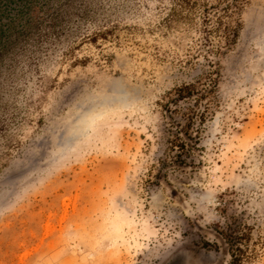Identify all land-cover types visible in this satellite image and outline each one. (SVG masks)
<instances>
[{
    "label": "rangeland",
    "instance_id": "374dc122",
    "mask_svg": "<svg viewBox=\"0 0 264 264\" xmlns=\"http://www.w3.org/2000/svg\"><path fill=\"white\" fill-rule=\"evenodd\" d=\"M264 264V0H0V264Z\"/></svg>",
    "mask_w": 264,
    "mask_h": 264
},
{
    "label": "trees",
    "instance_id": "16d2710c",
    "mask_svg": "<svg viewBox=\"0 0 264 264\" xmlns=\"http://www.w3.org/2000/svg\"><path fill=\"white\" fill-rule=\"evenodd\" d=\"M240 261V258L236 255H232V261L230 262V264H238Z\"/></svg>",
    "mask_w": 264,
    "mask_h": 264
}]
</instances>
